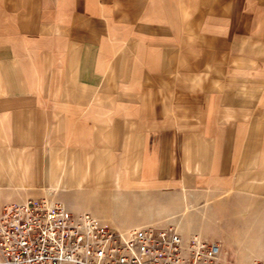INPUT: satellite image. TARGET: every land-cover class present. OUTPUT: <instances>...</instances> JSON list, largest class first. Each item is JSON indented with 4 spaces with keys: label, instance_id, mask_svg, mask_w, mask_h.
<instances>
[{
    "label": "crops",
    "instance_id": "obj_1",
    "mask_svg": "<svg viewBox=\"0 0 264 264\" xmlns=\"http://www.w3.org/2000/svg\"><path fill=\"white\" fill-rule=\"evenodd\" d=\"M200 192L235 197V264H264V0H0V210L125 230Z\"/></svg>",
    "mask_w": 264,
    "mask_h": 264
},
{
    "label": "built area",
    "instance_id": "obj_2",
    "mask_svg": "<svg viewBox=\"0 0 264 264\" xmlns=\"http://www.w3.org/2000/svg\"><path fill=\"white\" fill-rule=\"evenodd\" d=\"M0 264H226L221 246L170 225L120 230L49 197L0 210ZM250 264H261L253 261Z\"/></svg>",
    "mask_w": 264,
    "mask_h": 264
},
{
    "label": "rangeland",
    "instance_id": "obj_3",
    "mask_svg": "<svg viewBox=\"0 0 264 264\" xmlns=\"http://www.w3.org/2000/svg\"><path fill=\"white\" fill-rule=\"evenodd\" d=\"M132 206L128 212L140 214L139 221L146 219L149 224L170 225L184 238L196 236L218 243L226 264H235V197L201 192L188 199L145 196ZM124 219L133 221L136 217Z\"/></svg>",
    "mask_w": 264,
    "mask_h": 264
}]
</instances>
